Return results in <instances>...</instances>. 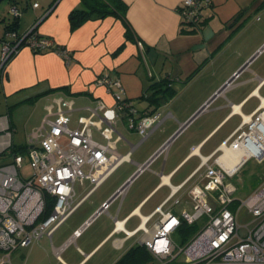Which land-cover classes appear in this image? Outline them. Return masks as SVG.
<instances>
[{
    "label": "crops",
    "instance_id": "1",
    "mask_svg": "<svg viewBox=\"0 0 264 264\" xmlns=\"http://www.w3.org/2000/svg\"><path fill=\"white\" fill-rule=\"evenodd\" d=\"M7 1L8 14L12 6L20 11L17 34L35 29L39 37L51 39L70 53L69 61H64L54 52L34 53L22 47L0 68V118H7L12 147L21 146L15 144L21 130L26 146L27 134L40 125L53 98L73 101L72 119L87 115L84 108L95 107L99 101L112 106V94L93 84L100 77L121 82L123 98L133 104L136 117L155 110L164 117L141 141L127 129L124 112H118L115 128L121 139L115 147L120 155L130 152L129 161L109 176L123 168L76 218L68 237L54 239L58 228L51 238H41L23 264H114L132 248L146 250L143 227L150 228L160 206L176 216L192 208L186 191L197 179L203 161L218 162L227 171L235 169V176L252 159L243 158L232 146L240 130L247 129L258 114L264 115V0H210L200 30L190 34L181 31L177 6L182 0H122L127 5L128 39L124 20L114 17L91 19L71 29L68 15L81 7L80 0ZM13 21V16L8 19L4 10L0 12V40ZM228 81H232L230 87L218 93ZM167 88L174 94L161 98L162 89ZM151 96L160 97L158 103H152ZM38 107L44 116L38 124H30ZM261 124L264 127V119ZM168 140L166 155L159 156L122 199L113 200L106 213L56 256L55 250ZM10 153H0L6 157L0 166L11 161ZM175 189L180 204L164 205ZM51 200L46 197V206ZM72 244L75 249L68 252ZM22 257L20 252L13 259Z\"/></svg>",
    "mask_w": 264,
    "mask_h": 264
},
{
    "label": "built area",
    "instance_id": "2",
    "mask_svg": "<svg viewBox=\"0 0 264 264\" xmlns=\"http://www.w3.org/2000/svg\"><path fill=\"white\" fill-rule=\"evenodd\" d=\"M209 5L210 0H182L177 6L181 25H198L203 19V10ZM32 6L36 8L38 4ZM9 13L14 18L20 16L16 6H12ZM0 42L1 69L22 47L34 53L51 51L64 61L70 59L65 48L56 46L51 39L39 37L33 29L22 35L7 31ZM138 45L142 47L139 42ZM231 83L226 82L224 88L230 87ZM93 84L112 94V106L99 101L95 107L84 108L87 115L72 119L73 101L63 96L51 99L40 125L26 136L25 153L13 155L10 162L0 166V264H10L11 256L17 250L31 247L43 237L51 238L122 163L129 161L130 152L120 155L115 147L121 139L115 128L120 110L126 115L127 129L137 133L141 141L163 121L164 117L156 110L136 117L133 104L123 98L124 90L118 79L100 77ZM207 106L208 103L201 111ZM263 119V113L258 114L234 140L243 146L246 154L249 153L247 159L259 162L264 160V155L257 156L252 151L259 153L261 139L256 132H264ZM94 132L103 142L94 138ZM0 133H4V138H0L2 153L11 148L6 117L0 118ZM170 140L139 165L114 195L73 232L71 239L55 250L56 256L100 214L106 213L113 200L122 199L131 184L149 170L159 156L166 155ZM25 163L31 169L26 178L20 173ZM215 164L201 163L197 179L186 191L192 203L190 210L181 211L176 216L160 206L150 228L143 227L146 236L142 245L152 256L154 264H264V183L239 201L236 210L232 211L230 207L236 202L233 199L236 188L228 179L234 176L235 169L227 171L218 162ZM78 189L82 192L79 193ZM176 191L164 205L168 202L172 206L180 204ZM47 196L54 204L50 214L43 216ZM241 210L252 217L250 223L239 224ZM200 221L201 226L186 243L174 241L173 235L182 222L194 225Z\"/></svg>",
    "mask_w": 264,
    "mask_h": 264
},
{
    "label": "rangeland",
    "instance_id": "3",
    "mask_svg": "<svg viewBox=\"0 0 264 264\" xmlns=\"http://www.w3.org/2000/svg\"><path fill=\"white\" fill-rule=\"evenodd\" d=\"M8 4L9 2L7 0H1L0 1V12L1 11H5L6 16H8V19H12V16L10 14H8L7 9H8ZM80 114H76L74 115L75 117H77ZM42 116H44V113L41 111L40 107L37 108V110L34 111L33 113V117L30 121V124H38L40 119L42 118ZM30 126V125H29ZM33 126V125H32ZM31 128L28 127L27 129ZM94 138L96 140H99L100 142H102V140L97 137L96 133L94 132ZM64 141V140H63ZM62 141V142H63ZM15 144L19 147H23L24 146V133L23 131H19L18 135L15 137ZM16 146V147H17ZM264 153H262L263 155ZM6 159L5 156H0V162H4ZM123 168H120L118 171H116L111 177H109L97 190L95 195L90 198L89 201H87L86 203H84L83 205H81L69 218L68 220L64 223V225H62L60 227V229L56 232V234L54 235V239L60 238V236L62 235L64 238L68 237L70 235L71 232V228L73 227V223L76 221V218L84 211V209L89 205L90 201L94 200L102 191H105L114 181V179L116 178L117 175L120 174V172L122 171ZM20 173L22 175V177L26 178L30 175L31 173V169L29 167V164H24L22 169L20 170ZM236 188V192L233 194V199L236 200V202L230 207V209L232 211L236 210L237 205L239 204V201L241 202L242 200H244L245 198H247L249 195H251L257 188H259L263 183H264V160H262L261 162L255 160V159H251L249 160L244 166L243 168L236 173L235 176H233L232 178L228 179ZM87 184V183H86ZM77 188V187H76ZM252 217L250 215H248L244 210H241L239 213V224L240 225H244L247 223H250L252 221ZM202 221H200L197 224V229H199V227L201 226ZM240 233L243 234V231L240 230ZM173 239L174 241L178 242V235L174 234L173 235ZM42 241H44V239H42ZM36 245V244H35ZM33 245L29 248H25V249H19L17 250L13 255L12 258L10 259V264H23L25 263V261L27 260V256L29 254V252L32 249H35L36 246ZM48 249L51 250V245L48 242L47 243ZM75 246L72 244L69 248H68V252H72L74 251ZM23 252V257L20 259H13V257H15V255H17L18 253ZM1 256V253H0ZM12 261V262H11ZM9 264V263H7Z\"/></svg>",
    "mask_w": 264,
    "mask_h": 264
},
{
    "label": "trees",
    "instance_id": "4",
    "mask_svg": "<svg viewBox=\"0 0 264 264\" xmlns=\"http://www.w3.org/2000/svg\"><path fill=\"white\" fill-rule=\"evenodd\" d=\"M81 7L71 11L68 15V21L71 29H76L80 27L83 23L91 19H104L106 17H114L124 20L123 22L126 25L125 37L130 38V28L127 22L125 21V15L127 11V5L122 0H80ZM19 17H15V21L11 24H8L5 27V32L13 31L16 32V28L18 25ZM203 23L202 21L198 25H182V33H196L200 30V27ZM33 31L36 32L35 29ZM42 53V52H41ZM11 56L8 61L12 58ZM7 61V62H8ZM6 62V63H7ZM162 83V82H161ZM160 83V85H161ZM161 91V89H159ZM163 94L161 98L164 96H172L174 94L173 89H162ZM166 94V95H165ZM160 97L151 96L150 100L152 103H158ZM10 151L13 155L15 154H23L25 153V147H12ZM6 151H3L1 155H4ZM54 202L48 201L44 215L47 216L50 214ZM197 224L187 225L185 222H182L180 227L177 230L178 242L180 244L186 243L194 234L197 232ZM154 262L152 256L142 247L138 246L127 251L116 263L114 264H152Z\"/></svg>",
    "mask_w": 264,
    "mask_h": 264
},
{
    "label": "bare ground",
    "instance_id": "5",
    "mask_svg": "<svg viewBox=\"0 0 264 264\" xmlns=\"http://www.w3.org/2000/svg\"><path fill=\"white\" fill-rule=\"evenodd\" d=\"M264 116V115H263ZM258 134V136L260 137L261 139V142L259 143L260 144V150H259V153L255 152V151H252V154H255L257 156H262V153H264V132H262L261 130L260 131H257L256 132ZM233 147V150L234 152H238V154H241V156L243 158H247V156H249V153L246 154L245 152V149L243 148V146L239 143H236ZM230 153V152H229ZM264 155V154H263ZM233 160V159H232ZM228 162V161H227ZM228 165V164H227ZM227 167V166H226ZM228 168H233L232 167H228ZM233 171V170H231Z\"/></svg>",
    "mask_w": 264,
    "mask_h": 264
},
{
    "label": "water",
    "instance_id": "6",
    "mask_svg": "<svg viewBox=\"0 0 264 264\" xmlns=\"http://www.w3.org/2000/svg\"><path fill=\"white\" fill-rule=\"evenodd\" d=\"M1 1V0H0ZM225 86V85H224ZM224 86L218 91V93L224 88Z\"/></svg>",
    "mask_w": 264,
    "mask_h": 264
}]
</instances>
